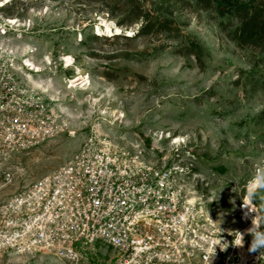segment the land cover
<instances>
[{
    "label": "rangeland",
    "instance_id": "rangeland-1",
    "mask_svg": "<svg viewBox=\"0 0 264 264\" xmlns=\"http://www.w3.org/2000/svg\"><path fill=\"white\" fill-rule=\"evenodd\" d=\"M0 16L23 24L16 31L0 20V56L26 73L20 60L29 46L32 60L45 66L39 77L46 91L14 73L43 101L40 127L49 132L11 154V182L0 171V264H54L19 255L2 240L8 204L89 138L109 142L120 161L179 165L182 197L195 198L201 220L210 219L200 232L210 227L217 242L209 264H242L235 248L247 225L241 208L249 181L264 169V0H11ZM100 19L123 31L97 36ZM64 55L74 64L64 68ZM78 72L89 76L90 89L68 87ZM112 109L124 118L102 115ZM165 132L183 143L155 141ZM250 201L264 232V190ZM242 239L250 251L252 235ZM100 244L85 252L89 261L107 258ZM250 252L257 259L246 264H264V249Z\"/></svg>",
    "mask_w": 264,
    "mask_h": 264
},
{
    "label": "built area",
    "instance_id": "built-area-1",
    "mask_svg": "<svg viewBox=\"0 0 264 264\" xmlns=\"http://www.w3.org/2000/svg\"><path fill=\"white\" fill-rule=\"evenodd\" d=\"M14 71L13 63L0 56L5 182L13 178L7 165L11 154L49 133L40 127L47 108L27 94ZM113 152L109 142L89 138L56 169L15 193L2 240L32 259L50 257L54 264H209L215 248L211 228L201 233L199 223L210 219L201 220L200 209L182 197L176 177L181 167L165 160L124 162ZM96 242L107 256L103 261L84 255Z\"/></svg>",
    "mask_w": 264,
    "mask_h": 264
},
{
    "label": "bare ground",
    "instance_id": "bare-ground-1",
    "mask_svg": "<svg viewBox=\"0 0 264 264\" xmlns=\"http://www.w3.org/2000/svg\"><path fill=\"white\" fill-rule=\"evenodd\" d=\"M10 1L11 0H0V6L4 5L5 3H9ZM0 20L1 21L3 20L5 22V25H11V26H14L15 28L17 27L18 28L17 30L14 28L16 31H20V28L23 25L16 17L4 18V17L0 16ZM122 31L123 30L121 29L120 26L112 25L111 22H109L105 19H100V22L98 24H96V26L94 27V32H96L98 34L111 33V32L121 34ZM130 34H132V33H130ZM25 48H27V49H24V51H23L24 53H22V55H21L20 63L23 67H26V66L29 67V69L26 68L27 72L24 73L21 70L22 68L20 67V65H16L15 63L13 65L15 66V68L17 70H19L24 75V77L29 81L30 85L34 86L35 88H39V89L46 91L47 90L46 87L48 88V82L47 81L44 82V80L41 77H39L40 73L45 70V66L42 65L41 63H37V62L33 61L32 58L30 57V54L33 53L35 51V49H31V47H29V46H27ZM43 61L47 65L51 64L50 57H48V56L44 57ZM61 61H62L64 68L70 67L71 65L74 64V59L71 55H64L61 58ZM32 74H35L38 78L33 77ZM68 83H69V85H68L69 88H75V89H81V90L82 89L83 90L90 89L89 76L82 74L80 72L76 73L73 77H71L70 80L68 81ZM54 97H55V95H54ZM94 101H97V98H94ZM102 115H106L108 118H110L111 120H115V121H120V119L124 118V115L120 114L119 111H117L116 109H112V110H110V112L103 111ZM70 117H72V116H70ZM109 123L111 124L113 122H109ZM98 130H99V133L101 134L102 131L100 129H98ZM156 137H157V139L155 141H158V140L161 141L164 139H169L171 141L170 142L171 145H176V144L179 145V143H183V139L181 136L172 135V134L166 133V132L162 133L161 135L159 133ZM194 201H195V198L189 199L190 203H194ZM245 205L249 206V208H246ZM252 212H253L252 216L256 215V217L253 219L251 218ZM241 213L243 216L242 221L246 222L247 225L245 226V229L240 233V236L238 237V240H237L236 246H235L236 252L239 254L242 264H246L248 262H251L252 260H254L252 263H255L256 262L255 260L257 258L254 254H252L250 251L247 250V248L243 242V239H242V244H239L241 236L243 238L245 235L250 234L249 229H251L253 227V221H254L256 228L259 229V224H258L259 212L255 208V206L251 203L249 195L245 199V203H244L243 207L241 208ZM216 244H217L216 241H212L211 249L214 248ZM14 245H15V243L13 241L12 246H14ZM20 254H22V253L19 252V255Z\"/></svg>",
    "mask_w": 264,
    "mask_h": 264
},
{
    "label": "clouds",
    "instance_id": "clouds-1",
    "mask_svg": "<svg viewBox=\"0 0 264 264\" xmlns=\"http://www.w3.org/2000/svg\"><path fill=\"white\" fill-rule=\"evenodd\" d=\"M260 190H264V169H258L256 174L248 183V195L250 198L254 197ZM246 208L249 206L245 205ZM249 233L252 235V243L250 245V251H258L264 249V232H260L253 221V227L249 229ZM242 244V236L239 241Z\"/></svg>",
    "mask_w": 264,
    "mask_h": 264
}]
</instances>
